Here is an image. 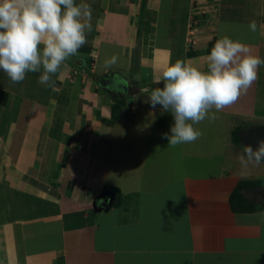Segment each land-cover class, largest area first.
I'll return each instance as SVG.
<instances>
[{
	"label": "crops",
	"instance_id": "crops-1",
	"mask_svg": "<svg viewBox=\"0 0 264 264\" xmlns=\"http://www.w3.org/2000/svg\"><path fill=\"white\" fill-rule=\"evenodd\" d=\"M76 2L90 5L92 31L54 90L0 71V264H264V161L244 175L238 162L242 136L264 128V65L237 102L195 126L198 140L162 144L172 160L140 161L152 153L133 139L171 134V113L140 94L163 86L170 63L207 70L222 36L264 59V0ZM239 183L247 210L231 208Z\"/></svg>",
	"mask_w": 264,
	"mask_h": 264
},
{
	"label": "clouds",
	"instance_id": "clouds-1",
	"mask_svg": "<svg viewBox=\"0 0 264 264\" xmlns=\"http://www.w3.org/2000/svg\"><path fill=\"white\" fill-rule=\"evenodd\" d=\"M91 18L90 5L76 0H0V71L13 83L22 82L27 73H40L38 83L54 90L52 77L87 43ZM248 28L255 33L256 22ZM117 59L113 55L105 65L110 67ZM261 65L264 59L248 45L222 36L206 56L207 70L178 59L163 69L156 82L162 81V87L140 89V94L153 108L159 105L171 113V134L162 133L168 146L193 143L202 135L195 125L215 121L213 110L220 112L246 94ZM262 161L264 141L256 149L245 145L238 156L241 174Z\"/></svg>",
	"mask_w": 264,
	"mask_h": 264
},
{
	"label": "rangeland",
	"instance_id": "rangeland-1",
	"mask_svg": "<svg viewBox=\"0 0 264 264\" xmlns=\"http://www.w3.org/2000/svg\"><path fill=\"white\" fill-rule=\"evenodd\" d=\"M122 61V60H121ZM94 66V65H93ZM39 75H40V73H28V77H30V76H35V77H39ZM83 79L86 81L87 80V78H84L83 77ZM133 122L134 123H137V119H134L133 120ZM135 125V124H134ZM119 126H120V128L121 129H123V126H122V124H119ZM196 126V125H195ZM133 134V133H132ZM134 136H133V139H134V141L135 142H138V147L140 148V149H145V152L146 151H148V150H150V153H152L151 155V157H149V158H140V161H143L144 162V159H148L147 161H150V163H151V160L150 159H152V158H158L159 160H172V158L171 157H166V154H164V147H166L165 145H163L162 146V144L163 143H167L168 144V141H167V139L164 141V142H161V143H159L158 144V142H155V141H152L147 147L149 148H147L146 147V145H147V142H148V140H151V135L150 134H148V133H144V134H133ZM129 138H131V137H129ZM156 139H159V136H157L156 137ZM146 147V148H145ZM190 146L188 145L187 146V149H188V151H186V153L189 155V156H193L194 158H196V159H198V160H200L201 158H198V157H200L199 155H194V154H192V153H194L193 152V148L192 147H190ZM128 150H130V151H132V149H131V146L129 145V147H128ZM190 150V151H189ZM143 155V154H142ZM169 162V161H168ZM181 162H183V161H181ZM184 163V162H183ZM167 167H170L169 165H167ZM129 172H132V169L130 168L129 169V171L127 172V173H129ZM131 184H132V182H130L129 181V183L127 184L128 186H131ZM145 200H142V203L141 204H144L145 202H144ZM151 205V204H150ZM148 206H149V204H148ZM108 207V206H107ZM142 208H144V207H142Z\"/></svg>",
	"mask_w": 264,
	"mask_h": 264
},
{
	"label": "trees",
	"instance_id": "trees-1",
	"mask_svg": "<svg viewBox=\"0 0 264 264\" xmlns=\"http://www.w3.org/2000/svg\"><path fill=\"white\" fill-rule=\"evenodd\" d=\"M124 100L120 99L119 103H123ZM117 108H118V104L114 105L112 107V117L117 118L118 116V112H117ZM238 133V128L235 129V131L233 132V134L236 136V140L239 142L240 138L237 135ZM244 183H239L237 184V186L235 187L233 193L231 194L230 197V204H231V208L233 210H247L248 208H246L245 206H243V202H242V197H241V193H240V189L243 187ZM109 190L111 191V193H113V196H111L108 193V199H107V206L109 208L113 207V206H118L121 203L122 197H121V193L119 192L118 188L115 186H108ZM113 197V198H111ZM238 206V207H237Z\"/></svg>",
	"mask_w": 264,
	"mask_h": 264
},
{
	"label": "water",
	"instance_id": "water-1",
	"mask_svg": "<svg viewBox=\"0 0 264 264\" xmlns=\"http://www.w3.org/2000/svg\"><path fill=\"white\" fill-rule=\"evenodd\" d=\"M242 138L245 145H250L253 149H256L258 147L259 142L264 141V128H259L255 129L254 131L247 132L242 136ZM109 194L113 196V193Z\"/></svg>",
	"mask_w": 264,
	"mask_h": 264
},
{
	"label": "built area",
	"instance_id": "built-area-1",
	"mask_svg": "<svg viewBox=\"0 0 264 264\" xmlns=\"http://www.w3.org/2000/svg\"><path fill=\"white\" fill-rule=\"evenodd\" d=\"M188 26H189V29L192 28V26H193V21H190L189 24H188ZM190 33H192V31H190ZM187 43H188V44H189V43H193V39H192V38H188ZM90 66H91V68L93 67V62H91ZM84 73H85V75L87 74L86 71H85Z\"/></svg>",
	"mask_w": 264,
	"mask_h": 264
}]
</instances>
